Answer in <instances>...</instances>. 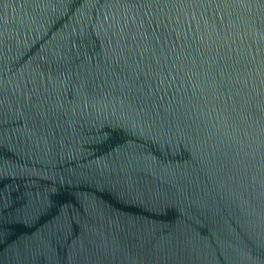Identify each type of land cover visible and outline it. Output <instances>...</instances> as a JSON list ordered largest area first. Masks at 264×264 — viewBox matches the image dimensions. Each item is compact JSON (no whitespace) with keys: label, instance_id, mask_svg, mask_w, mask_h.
<instances>
[{"label":"water","instance_id":"95a60500","mask_svg":"<svg viewBox=\"0 0 264 264\" xmlns=\"http://www.w3.org/2000/svg\"><path fill=\"white\" fill-rule=\"evenodd\" d=\"M0 264H264V0H0Z\"/></svg>","mask_w":264,"mask_h":264}]
</instances>
